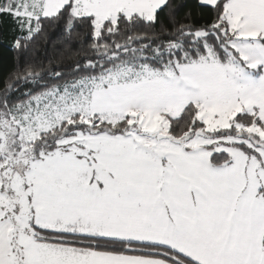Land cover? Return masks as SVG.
<instances>
[{
	"label": "snow or ice",
	"instance_id": "6c2138e0",
	"mask_svg": "<svg viewBox=\"0 0 264 264\" xmlns=\"http://www.w3.org/2000/svg\"><path fill=\"white\" fill-rule=\"evenodd\" d=\"M0 47V264H264V0H0Z\"/></svg>",
	"mask_w": 264,
	"mask_h": 264
},
{
	"label": "trees",
	"instance_id": "16d2710c",
	"mask_svg": "<svg viewBox=\"0 0 264 264\" xmlns=\"http://www.w3.org/2000/svg\"><path fill=\"white\" fill-rule=\"evenodd\" d=\"M7 28V25H5V29ZM9 54L3 49V47H0V67H4L7 65Z\"/></svg>",
	"mask_w": 264,
	"mask_h": 264
}]
</instances>
